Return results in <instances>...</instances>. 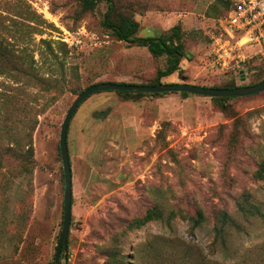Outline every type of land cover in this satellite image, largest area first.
<instances>
[{
  "label": "rangeland",
  "instance_id": "1",
  "mask_svg": "<svg viewBox=\"0 0 264 264\" xmlns=\"http://www.w3.org/2000/svg\"><path fill=\"white\" fill-rule=\"evenodd\" d=\"M226 0H113L111 20L139 22L132 37H168L178 22L185 54L162 83L221 87L264 79V58L242 78L211 64L210 39ZM80 0H0V40L38 81L0 73V264H55L64 218L60 132L80 92L105 81L153 84L169 63L139 41L119 39ZM25 68V67H24ZM34 148L32 172L7 149ZM72 217L65 264H264V221L239 218L245 192L264 206V90L210 97L181 92L97 91L68 128ZM159 206L163 218L139 228ZM220 209L239 218L224 249ZM202 210L206 220L191 219Z\"/></svg>",
  "mask_w": 264,
  "mask_h": 264
},
{
  "label": "trees",
  "instance_id": "2",
  "mask_svg": "<svg viewBox=\"0 0 264 264\" xmlns=\"http://www.w3.org/2000/svg\"><path fill=\"white\" fill-rule=\"evenodd\" d=\"M99 1L100 0H80L82 9L85 11L94 10ZM106 2L108 4L109 10L106 13V19L104 20V23L107 27L113 29L114 33L119 37V39L125 41H139V43L146 45L154 55L159 56L166 54L169 57L168 65L165 69L159 70L156 81L153 84H156L161 77L174 73L179 69L180 58L185 54L184 44L182 42L181 22H178L171 28L172 32L168 37H132L139 27V22L134 18L124 16L120 17L117 22H113L111 20V15L114 12V2L113 0H106ZM224 3L226 4V11L229 7V4L228 1H224ZM25 62V59L21 58L12 50H10L8 46L0 40V73H9L18 79L26 80L31 83L38 81V77L31 71L32 65H25ZM252 66L253 63H249L248 71L252 68ZM248 71L242 78L248 74ZM235 87H237L236 84L230 83L222 85L220 88ZM118 91L133 93L127 90ZM181 93L184 95L189 94L188 92ZM25 145L27 147L22 150V145L16 141L14 144H9L7 149L12 156H15L20 160L22 171L32 172L35 166L32 141L29 140V143L27 142ZM258 176L264 178V165L258 170ZM236 206L239 218H244L245 220L259 219L264 221V206L263 204H260V202L256 201L251 193H243L240 200L237 201ZM158 218H163V211L159 206H153L149 208L143 216L136 217L132 224L134 227L139 228L146 222ZM239 218L232 216L227 210L224 209H220L217 212V224L213 228L216 232L217 239L220 240V243L224 249L228 248L227 238L231 235L233 230L237 232L245 231V227ZM191 219L194 221V224L198 226L202 225V223L206 220V217L203 211L200 210L198 211L197 215Z\"/></svg>",
  "mask_w": 264,
  "mask_h": 264
},
{
  "label": "built area",
  "instance_id": "3",
  "mask_svg": "<svg viewBox=\"0 0 264 264\" xmlns=\"http://www.w3.org/2000/svg\"><path fill=\"white\" fill-rule=\"evenodd\" d=\"M211 35V64L223 73L243 77L249 63L264 58V0H226Z\"/></svg>",
  "mask_w": 264,
  "mask_h": 264
},
{
  "label": "water",
  "instance_id": "4",
  "mask_svg": "<svg viewBox=\"0 0 264 264\" xmlns=\"http://www.w3.org/2000/svg\"><path fill=\"white\" fill-rule=\"evenodd\" d=\"M136 42V41H134ZM103 90H127L133 93H168V92H188L192 94L205 95L210 97L219 96H245L255 94L264 90V79L256 84L237 86L235 88H220L202 86L189 82H173L162 83L158 81L156 84H137L126 82L105 81L94 83L93 85L83 89L73 104L68 109L63 120L60 132V151L63 160V170L65 175V192H64V218L61 234L56 246L55 264H65L62 262V254L68 248V235L70 222L72 217V197H73V181L72 168L68 149V128L70 120L80 105V103L97 91Z\"/></svg>",
  "mask_w": 264,
  "mask_h": 264
}]
</instances>
